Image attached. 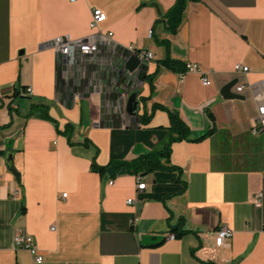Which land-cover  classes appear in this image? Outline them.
Segmentation results:
<instances>
[{
  "label": "crops",
  "instance_id": "0c3cea01",
  "mask_svg": "<svg viewBox=\"0 0 264 264\" xmlns=\"http://www.w3.org/2000/svg\"><path fill=\"white\" fill-rule=\"evenodd\" d=\"M175 1L0 0V264H264V131L251 132L264 103V0L190 1L170 33L155 22ZM93 8L106 13L100 29L112 32L119 50L152 51L147 73L168 54L163 40L171 58L199 72L160 66L153 93L146 80L138 90L150 97H137L136 115L118 118L109 111L115 91L105 71L65 72L45 46L59 35L91 33ZM238 63L248 70L234 71ZM153 103L177 111L189 138L211 134L173 142L165 164L175 169L135 173L132 163L168 138L165 111L139 120ZM66 123L69 142L55 126ZM7 148L20 181L7 168ZM93 157L106 165L103 175L91 170ZM169 218H183L180 237L169 238ZM223 225L233 234L217 247ZM18 228L34 240L41 263L14 245Z\"/></svg>",
  "mask_w": 264,
  "mask_h": 264
},
{
  "label": "built area",
  "instance_id": "2783aa9c",
  "mask_svg": "<svg viewBox=\"0 0 264 264\" xmlns=\"http://www.w3.org/2000/svg\"><path fill=\"white\" fill-rule=\"evenodd\" d=\"M69 1L74 2L76 0ZM105 20L106 13L99 8H93L89 22V26L93 30L91 33L79 38H74L70 34L59 35L47 42L45 46L53 49L57 56L58 64L65 72L79 68L84 69L88 65H95L101 68L102 72L105 71L107 75V80L105 81L115 91L111 92L113 98L109 101V111L113 108L112 111L115 113V116L121 118L128 114L126 112V105L129 94L140 90L143 84L144 79L142 78V74L147 73V66L153 60V53L149 49L138 48L133 45L119 50L112 39V32L100 29V25ZM151 34L152 31H149L148 36L150 37ZM131 56L137 57L140 63L133 71H128L124 64ZM239 70L245 72L248 70V67L238 63L234 66V71ZM186 72H199V66L196 63H185L183 73ZM200 79L203 85L210 84V81L203 73H201ZM97 88L102 90L101 85L100 87L97 85ZM243 89L244 85L236 87L237 92H241ZM25 92L29 95L32 94L31 87L27 86ZM121 124H125L123 119ZM261 131H264V103L258 104L257 115L251 127L253 134ZM136 180L137 189H144L146 183L142 180V177L138 175ZM111 183L112 181H109V184ZM65 195L66 193L62 194V196ZM131 201L132 199H128V202ZM261 204L262 193L258 192L254 197V205L260 207ZM232 234L233 231L230 227L226 225L219 227L214 233L215 246H223L225 240L230 238ZM173 237L175 236L171 233L169 238ZM13 243L16 247L27 250L35 263L42 262L43 258L38 253L34 240L24 229L18 228L14 231Z\"/></svg>",
  "mask_w": 264,
  "mask_h": 264
},
{
  "label": "trees",
  "instance_id": "16d2710c",
  "mask_svg": "<svg viewBox=\"0 0 264 264\" xmlns=\"http://www.w3.org/2000/svg\"><path fill=\"white\" fill-rule=\"evenodd\" d=\"M190 1H199V0H176L174 5L163 15H161L155 23L162 21L165 25L166 30H168L170 33H175L177 31V28L179 24L181 23L182 16L184 13V10L186 8V5ZM160 43L166 44V47L168 49V54L161 60L158 61V68L160 66L172 69L177 72L184 71V63H182L179 60L173 59L169 55V47L166 41H160ZM158 68L152 72V73H143L142 78L146 80L149 83L150 88V95L153 93V85L152 81L158 71ZM149 96H140L138 95L139 99H146L149 98ZM40 107H46L45 104H38ZM160 109L167 113L168 115V138L164 146L156 150L152 153L144 155V157L137 163L133 162L132 165L136 164V166L133 168L132 172H140L143 174L149 173L154 170L158 169H175L174 165L165 164V162L169 163V156L171 152V145L173 142L180 141V140H190V141H199L204 139L207 135L211 134V130H208L206 133L200 135L199 137L195 139L189 138V132L190 129L188 125L183 121V119L180 117L177 111L167 108L166 106H163L158 103H153L151 112L149 114L143 113L139 116V120L141 123L145 124L148 120H150L152 113L156 110ZM42 117L54 121L53 118H51L46 110L41 112L40 114ZM55 123V122H54ZM56 131L59 134L64 135L68 142L70 140V136L72 134V125L69 123H66L63 129H59L57 124ZM162 160L164 162H162ZM120 166H127L126 162H119L115 164V167L118 168ZM106 169V165H100L96 163L95 157H93L91 162V170L94 172H98L100 175L104 174V171ZM168 224L170 227V231L174 234L175 237H180L185 230L182 228L184 224L183 218H179L175 223L170 222V218L168 219Z\"/></svg>",
  "mask_w": 264,
  "mask_h": 264
},
{
  "label": "water",
  "instance_id": "95a60500",
  "mask_svg": "<svg viewBox=\"0 0 264 264\" xmlns=\"http://www.w3.org/2000/svg\"><path fill=\"white\" fill-rule=\"evenodd\" d=\"M156 7V5H155ZM157 8V7H156ZM157 12L160 13L159 9L157 8ZM139 59L135 56H131L124 64L125 68L128 71H133L138 65H139ZM228 88V87H226ZM225 93V92H224ZM223 93V95H224ZM225 97L230 96L229 94L224 95ZM138 91H133L129 94L128 96V100H127V105H126V112L131 115V116H135L136 115V108L138 105ZM231 97V96H230ZM236 97V96H233ZM13 151L11 150V148H7V151L5 153V159H6V164H7V168L12 172V174L17 178L18 181H20V174L19 172L16 170V168L14 167L13 164Z\"/></svg>",
  "mask_w": 264,
  "mask_h": 264
}]
</instances>
